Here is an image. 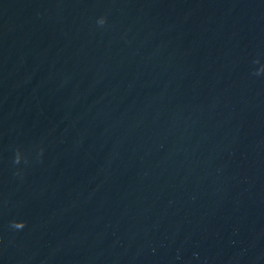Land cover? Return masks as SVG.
Returning <instances> with one entry per match:
<instances>
[{
	"label": "water",
	"instance_id": "water-1",
	"mask_svg": "<svg viewBox=\"0 0 264 264\" xmlns=\"http://www.w3.org/2000/svg\"><path fill=\"white\" fill-rule=\"evenodd\" d=\"M0 264H264V0H0Z\"/></svg>",
	"mask_w": 264,
	"mask_h": 264
}]
</instances>
